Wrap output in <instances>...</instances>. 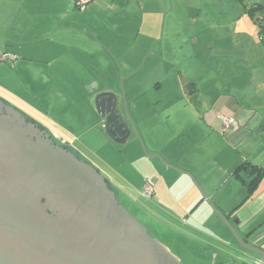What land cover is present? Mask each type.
I'll use <instances>...</instances> for the list:
<instances>
[{
	"label": "crops",
	"instance_id": "1",
	"mask_svg": "<svg viewBox=\"0 0 264 264\" xmlns=\"http://www.w3.org/2000/svg\"><path fill=\"white\" fill-rule=\"evenodd\" d=\"M77 2L0 0V70L27 76L28 66L40 63V72L48 74L47 82L42 83L48 85L35 83L28 85L29 90L48 94L50 99L47 110L39 117L36 111L35 117L1 92L0 98L24 109L52 136L73 147L65 139L71 135L69 126L81 127L83 136L93 132L104 141L93 155L100 158L104 169H113L103 155L105 149H111L115 158L111 159L123 160L114 171L127 182L153 174L155 192L147 199L157 198L154 202L159 211L146 206L142 211L156 220L158 235L146 228L182 263L185 259L190 264L230 260L231 256L217 250L216 243L199 242L197 238L203 240V235L242 255L244 259H235L237 264L261 263L260 254L247 252L229 236L227 223L215 211L226 216L238 238L264 253V176L249 195L246 184L250 178L245 171L238 172L246 161L264 169V158L255 156L253 150L239 149L235 158L221 153L223 144L236 149L254 132L264 131L259 91L252 81L242 87L237 80L256 68L231 57L235 35L243 32L238 20L248 11L246 0H89L83 9ZM259 4L263 13L264 0ZM102 14L105 22L100 19ZM177 30L184 34L183 40L174 38ZM173 42L182 44L181 54L194 69L211 68L213 88H198L190 73L175 82V68L165 65L170 64L165 48ZM6 53L16 59L3 60ZM110 91L124 94L138 134L133 131L124 145L106 135L96 111V96ZM223 116L235 119L226 133L222 132ZM76 149L134 201L132 191ZM127 166L135 168L126 172L123 168ZM164 204L172 210H166ZM197 249H210L212 259L194 258Z\"/></svg>",
	"mask_w": 264,
	"mask_h": 264
},
{
	"label": "water",
	"instance_id": "2",
	"mask_svg": "<svg viewBox=\"0 0 264 264\" xmlns=\"http://www.w3.org/2000/svg\"><path fill=\"white\" fill-rule=\"evenodd\" d=\"M95 104L101 128L113 142L126 144L133 131L138 136L124 94L102 92ZM3 119L0 116V264H182L119 204L105 181L106 204L117 209L118 217L79 208L75 186L90 180L93 172L104 177L91 162L57 146L49 132L34 125L41 145L61 162L33 159L11 145L12 133ZM27 160L36 163L29 166ZM238 239L264 262L262 251Z\"/></svg>",
	"mask_w": 264,
	"mask_h": 264
},
{
	"label": "rangeland",
	"instance_id": "3",
	"mask_svg": "<svg viewBox=\"0 0 264 264\" xmlns=\"http://www.w3.org/2000/svg\"><path fill=\"white\" fill-rule=\"evenodd\" d=\"M260 1L261 0H252V2H254V3H259ZM260 17L262 19V23L264 24V12L263 13H257L256 12L254 17L251 16L248 11L243 12V16L238 20L239 30H241L243 32L239 36H238V34L235 35V38H236L235 47L236 48H235L234 52L231 54V57H233L237 60H240V61H244V63L247 65H254L255 66L256 70H253L252 73L247 74V75L243 76L242 78H238L237 80L239 81V83H241L242 87L246 86V81H252L253 88L256 89L257 91H259V93H260L261 99H259V101L264 104V43L262 42L261 37L259 36V28H258V24L256 22V20H258ZM100 19H101V21L105 22V20L103 18V14L100 15ZM108 23L111 24L112 22H108ZM210 23L216 25V22H214V21H212ZM161 24H162V22H161ZM238 33H240V31H238ZM175 34H178V36L175 35L174 38H178L179 40L184 39V34L181 32V30L175 31ZM135 36L137 38H139L140 33L138 31H136ZM181 45L182 44H180L178 42H173L172 44H170L168 47L165 48V50L167 52V59L169 60V63H170V64H165V65L169 68H171V67L175 68L172 70V77H175L174 78L175 82L178 83L179 77H183L184 75H187L190 73L189 75L194 76L193 79L196 81V85L198 86V88H200L201 86L206 87L207 89L213 88L212 82H213V80H215V76L213 75L214 72H212L211 68H209V67L207 68V66H205V68H203V69H201V68L197 69L196 67L194 69L192 67L193 63L190 60H187L181 54V50H182L180 47ZM231 64H233V63H231ZM40 65L41 64L37 63V62L32 63V65H29L28 67H30V68H28V70H29V71H27L28 73L25 72V73H27V76H22L21 74H16L14 71H11L12 73L3 74V71L0 70V78H1L0 82L2 81V87L0 86V92L6 98L11 100L12 102H16V103L18 102V104L20 106L22 105L24 109L31 112L35 117H36V113H35L36 111H37V117H39L40 116L39 113L42 110H47L45 107H46L47 101L50 99V95H48V94H45V93L33 94L31 92V90H29V86H31L32 84L35 85V83H36V84H40L42 86L43 85L42 82H45V83L47 82L48 74H46L45 72H40L42 70V69H40ZM44 73L47 76L44 75ZM249 75H250V78H249ZM219 79H223V78L219 77ZM47 85L48 84H45L42 87H45ZM19 101H21L23 104ZM24 105H26L27 108ZM53 128H55L57 131L59 130L61 133H63L61 130L62 128H59L57 126H53ZM68 130H69V133L71 134V135H65L66 136L65 139L68 142L72 143L76 148H78L83 153H85L86 156L88 158L90 157L92 161L98 162V164L101 166V168L103 167L102 170L106 174L110 175L109 173H111L113 175V177H115L117 182H119L122 185H125L126 189H129L130 191H132L131 195L134 196L133 202L131 200L127 199L125 193L122 190H120L113 181H110L106 177L108 189L110 191L116 193L119 204L121 206H123L128 212H130L141 224H143L144 226H146L149 229L151 227L152 228L151 231L154 235H158L157 232H155V227H154V224H156V220L153 217H151L149 215V213L142 211L143 206H146L149 210H152L153 212L159 211L157 208L158 205L156 204L158 199L154 198V201H156V202H154L153 200L143 198V196H141V192H143L142 190H144V188L146 187V183L148 181H152L153 189L155 192V186H156V180H157L154 178L155 176L153 174L152 175L147 174L148 176L144 180L141 179V177L137 176L139 178V182L137 181V179H133V182H132L133 184L131 182L125 181L124 179H122L118 175V172L114 171V168H116V167L119 170L118 165L122 164L123 160L118 159L119 160L118 161L116 159L117 161H114L113 159H111V156L113 157V155H112L113 153H112L111 149H105L103 151V155L106 156L107 163H109L110 167L113 169H109V170H107V168L104 169V165L102 164V161L100 160V158H96V156L93 155V153L95 154L96 150L101 145L104 144V141L102 139L98 138L92 132L93 131L92 129L90 130V132H92V133H89L86 136H83L81 134V127H79V126H75V125L69 126ZM63 134H65V133H63ZM80 135H82V136L80 137ZM225 136H227V135L225 134ZM56 140L59 142L60 145L67 146V147H69V150H72L70 144L62 142L58 139H56ZM250 140H253V143L250 144V142H251ZM86 143H88V145H89V146H87V148H85ZM227 148H226L225 144L222 145V151H221L222 155H226L228 153L229 156H234V158H235L239 154V149H241L243 151H248V152L253 150V152H255L254 153L255 156H257L259 158H264V151H262V150H264V131L254 132V135H251L241 145H237L236 149L232 144H230V146ZM87 149H89L90 151ZM92 151H93V153H92ZM83 160H86V159L83 158ZM129 168L132 169L135 167L134 166H132V167L127 166L123 169H124V171L128 172L130 170ZM135 174L144 176L143 173L141 174V172L139 173L138 171H135ZM161 185L162 184H160V186ZM164 205H165L164 207L167 208L166 210H172V209L168 208V206L166 204H164ZM212 208H213V210L215 209L214 207H212ZM162 212L164 214L161 212H159V214H161V216L165 215L166 211L163 210ZM232 221L236 222L237 220L233 219ZM228 227L230 229V231L228 230V232L230 234L229 236H231V237L233 236L234 239H236L238 241V243L240 244L241 242L238 239L237 233H235V231H234L235 227L233 226L234 227L233 228V227H230L229 225H228ZM181 231L184 232L182 229H181ZM154 237L156 238V236H154ZM159 237H160V235H159ZM202 238H203V240H201L199 238H197V240H199V242H202V241L205 242L204 239H206L207 242H209L210 244L216 243V245L219 248V249H217L218 251L222 250L229 257L231 256L235 259H240V260L244 259V257L242 255L234 252L235 250H232L231 248L226 247L219 242H216V240L214 238H212L210 236H204V235L202 236ZM198 245H200L199 246V248H200L201 243ZM197 250H198V254H197V252H195L193 254L194 258H196V259H202V258L212 259V257H211L212 253L210 252V249H207L205 251H203V249H197ZM217 250H215V251H217ZM245 250L247 252H250L246 248H245ZM226 254H220V257L225 256ZM183 259H185V258L183 257ZM195 262L197 263V261H195ZM185 263L190 264L189 261H187V259H185L184 263H182V264H185Z\"/></svg>",
	"mask_w": 264,
	"mask_h": 264
},
{
	"label": "flooded vegetation",
	"instance_id": "4",
	"mask_svg": "<svg viewBox=\"0 0 264 264\" xmlns=\"http://www.w3.org/2000/svg\"><path fill=\"white\" fill-rule=\"evenodd\" d=\"M0 116L5 118L3 119L6 124L5 127H7V129L9 127V130H11L12 134L11 136H9V138L11 137L12 140L11 145L14 148L17 146V148L22 150L25 155L32 157L33 159H39L40 157H43L46 163H48V161L49 163H56V164H59L61 162L60 160L51 157V152H49L46 148H44L41 145L40 141L37 139V134L35 132L34 126L38 127L39 129H42V126L38 122H36L34 118L30 117L26 112H24L20 108L14 106L13 104L5 100H2L1 98H0ZM43 136L45 137V135ZM51 138L53 139L54 143L57 146L69 150V147L60 145L59 142L54 138V136H52ZM36 142L39 143V145H36ZM1 146L5 147L6 146L5 142H3ZM72 147L73 146L71 145L72 150L70 151H72V153H74L78 158L83 159L82 158L83 155L81 154V152L78 151L75 147L73 148ZM35 163L36 162L34 161L27 160L26 164L31 166V165H35ZM56 170L58 172H62L63 169L62 167H59ZM93 174H94V176H92L93 178L91 177V179L88 180L90 183H88V181L84 183L83 181L80 180L82 183L75 186L76 187L75 190H77V194H78V197L76 198L77 200L75 202L79 205V208L81 207V209L84 211L97 210L106 214L107 217L108 215L110 216L114 215L115 217H118L119 213L117 209L113 206H110V203L106 204L108 198L106 192L103 190L102 187L106 185L108 186L106 181L107 178L102 173L101 174L104 177L95 174L94 172ZM74 195H76V191ZM144 227L146 228V226Z\"/></svg>",
	"mask_w": 264,
	"mask_h": 264
},
{
	"label": "trees",
	"instance_id": "5",
	"mask_svg": "<svg viewBox=\"0 0 264 264\" xmlns=\"http://www.w3.org/2000/svg\"><path fill=\"white\" fill-rule=\"evenodd\" d=\"M256 5H257V8H256ZM246 6L251 16L254 17L256 12L260 13L259 3H254L252 2V0H246ZM256 22L259 25L260 35H261L262 41L264 42V24L262 23L261 17L258 20H256ZM240 170L245 171L246 176L250 178V181L246 185H247L248 194L251 195L254 193V191L259 186V183L264 176V169L255 164H252L251 162L246 161V162H243L238 167V172ZM216 264H237V261L235 260V258L231 257L230 260H227L224 262L220 261V262H217Z\"/></svg>",
	"mask_w": 264,
	"mask_h": 264
},
{
	"label": "built area",
	"instance_id": "6",
	"mask_svg": "<svg viewBox=\"0 0 264 264\" xmlns=\"http://www.w3.org/2000/svg\"><path fill=\"white\" fill-rule=\"evenodd\" d=\"M88 2L89 0H79L77 2V6L80 9H83ZM256 8H257V5H256ZM2 58L3 60H12V61L16 59V57L11 53L4 54ZM221 121H222V132L224 133H226L235 124V119L230 116L221 117ZM153 194H154L153 183L152 181H148L146 183V187L144 188L142 192V196L145 198H151ZM258 264H264V263H258Z\"/></svg>",
	"mask_w": 264,
	"mask_h": 264
}]
</instances>
